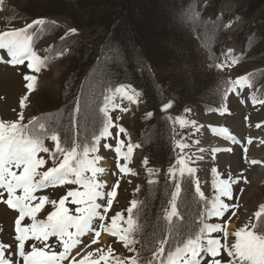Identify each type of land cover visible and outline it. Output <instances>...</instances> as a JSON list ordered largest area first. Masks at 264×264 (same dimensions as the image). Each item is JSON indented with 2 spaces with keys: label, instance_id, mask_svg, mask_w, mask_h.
I'll return each instance as SVG.
<instances>
[{
  "label": "rangeland",
  "instance_id": "rangeland-1",
  "mask_svg": "<svg viewBox=\"0 0 264 264\" xmlns=\"http://www.w3.org/2000/svg\"><path fill=\"white\" fill-rule=\"evenodd\" d=\"M163 1L148 0L147 6L149 8L146 10V15L153 19L161 18L165 13L160 12L161 7L158 8V4ZM119 2L120 0H113L115 7ZM197 3L201 14L209 18L217 28L220 22L216 24L215 20L218 18L224 20V27L218 33L222 53L216 56L219 63L217 65L220 68L214 65L213 58L203 50L196 35L192 32L177 34L171 32L172 28L170 27L164 32L165 39L168 40L166 48L169 55L166 54L167 62L165 68L161 70L160 76L164 85L167 83L166 77H171L174 82L173 87L182 91L187 99L197 103L200 101L196 98L205 92V89L201 91L202 83L209 80L207 90H213L212 87H215V82L220 79L223 78L225 83L229 82L226 94L223 91L216 93L217 98H215L214 103L219 105L216 109H201L192 103L190 104L192 107L185 111L183 120L188 123L183 126L185 128L184 143L188 144L189 147L184 149L183 155L189 158V166L196 169V172L191 173L195 179V186L197 187L199 184L204 196L211 200L206 223L221 222L220 218L210 216L209 212L218 195L217 185L219 181L222 179L230 180L232 198L221 197V199L225 203L238 205L236 209L225 213L228 223L234 222L236 228L226 240L222 233H205L204 235L220 238L223 244L232 245L237 239L234 233L245 225H247V230L257 235H263L255 231L254 225L259 218L256 213L260 212L261 206H264V174L253 172L247 168L246 162L240 166L239 161L243 156L250 157V149L256 146V142L261 153L259 162L264 164V150H262L264 149L262 148L264 146V103H261L264 101V15L261 13L264 6L262 9L257 6V11L250 13V8H246L251 3L250 0H197ZM109 4V0H2L0 3V34L24 29L26 25L37 19L45 21L44 25H33L24 33L32 37L30 42L32 51L37 54L41 61L39 72L27 68V64L30 62L28 59H25L23 64L10 63L12 57L7 49H0V121L6 125L14 122L26 125L27 134L31 138L44 139L45 146L49 147L51 151L49 153H37L38 158L42 157L46 161L44 165L37 168V173H42L52 167L54 160L58 164L63 159V156L59 154L56 157L52 156V152L55 151V144L50 140V136L52 131H58V129L63 131V128L71 129L70 117L75 82L79 77L81 79L83 70L79 65L76 66L82 46L77 39L83 42L85 39L90 40L94 36L99 29L98 23L104 13L103 10ZM165 21V25H172L171 21L167 19ZM73 29H75L74 32ZM26 75L36 77L34 81H31L32 89L27 87L30 82L25 79ZM244 75L249 77L251 87L245 85L233 88L232 81ZM124 86H126L129 95L134 92L139 93L138 102L133 103L132 109L127 108L129 99L120 96L119 87L114 98H108L100 109L101 114H104L105 117L104 109L107 108L108 115L113 118V127L109 129L112 136H101L104 128L99 127L102 117L100 113L91 115L87 119H92L94 128H97L99 133L96 136L87 134L82 142L86 144L79 148L81 150H78V153L79 158L83 159V150L88 148V159L93 160L96 167L104 169L107 166V172L105 174L103 172L97 173L96 177L99 182L105 183L103 189L105 193L110 191L111 187L119 181L118 194L113 198V205L108 213L109 219L105 223L110 224V217L115 212L122 211L124 219L118 223L121 227L126 228L127 216L129 215L127 210L131 207V201L139 185L145 184L158 173L168 172L170 167L158 168L153 165L145 158L142 148L137 142L138 132L142 130L151 117L162 113V111L160 109L151 111L153 113L151 117L147 114L137 116V104L144 100L145 94L133 85L125 84ZM90 106V104L85 106L83 112L85 115L89 113ZM125 108L129 111H122ZM191 121H196L195 126L192 125ZM41 124L44 125L43 129L40 128ZM117 124L125 129V132L119 133V136H117L118 129L115 127ZM239 127H241L244 145L240 144L237 139L231 142L227 141L229 136L239 135ZM219 129H226L227 132L222 134ZM202 132L207 138V143H203L200 135ZM97 136L101 137L98 144L96 142ZM118 140L125 141L122 153L127 151L126 146L129 141L138 145L133 149L130 159H125L122 153L118 154L115 151ZM90 142L91 145H89ZM69 145L71 142L64 147ZM94 145L96 147L95 152L91 151ZM105 145L112 147L108 148ZM224 145H227V149ZM244 148L246 151L243 150ZM228 149L231 150L228 152ZM203 151L205 156L201 155ZM97 156L100 159H95ZM145 159L147 164L144 163ZM70 163L74 164L72 161ZM124 164L132 169L131 173L120 172V166ZM149 168L153 170L151 173L148 172ZM12 170L18 174L21 171V169L16 168ZM88 173H90V169L83 174ZM72 178L69 175L67 180L71 181ZM40 179L39 175L33 177L34 182ZM69 190L84 191L85 189L83 185H61L59 182H49L46 187L37 188L34 196H47L49 201L55 200L57 203L54 206L45 202L44 207L37 212L36 220L47 222L48 215L56 210L59 199L63 198ZM0 193H3V196L0 197V244L5 246L6 258H12L14 264H24L23 258L19 256V246L18 241H16L18 233L16 232L15 221L19 219V210L13 209L3 202L7 198L6 190L0 189ZM22 194V190L17 189V195ZM37 202L39 201L33 200L31 203L34 205ZM65 206L69 208L70 215L77 214L75 213L76 206L71 203V198L66 201ZM232 211H235V216L231 215ZM32 223L31 217L26 216L21 221V226L27 227ZM98 223L99 221L96 219L93 226H97ZM69 231L74 232L75 229L70 228ZM104 234L108 237L100 246L106 250L110 245L118 258L127 259L140 252L141 243L134 233L133 236L138 241L134 245L135 252H129L118 241V238H113L106 230L101 233V236ZM28 235L29 239L25 242L26 251L31 250L32 244L42 246L45 243L48 245L45 250L49 251L50 249L49 254L63 251L59 237H49L45 242L43 240L36 241L31 232ZM81 239L88 241V234ZM204 242L206 243V240ZM77 248L80 249L82 256L87 251H94L96 245H92L88 250L81 246ZM76 250L73 249V253ZM221 255L226 257V252L222 250ZM81 256H76L75 259L78 260ZM61 264H68V262L62 261ZM102 264H115V261L110 259V262H102Z\"/></svg>",
  "mask_w": 264,
  "mask_h": 264
},
{
  "label": "trees",
  "instance_id": "trees-1",
  "mask_svg": "<svg viewBox=\"0 0 264 264\" xmlns=\"http://www.w3.org/2000/svg\"><path fill=\"white\" fill-rule=\"evenodd\" d=\"M250 1L246 7L250 8V13L257 11V6L260 9L264 6V0ZM147 2L148 0H120L115 7L113 0H109L110 4L105 6L98 23L99 29L94 36L83 42L77 39L82 46H79L76 66L79 65L83 70L81 79L79 77L75 82L71 111L73 112L74 106L79 102L81 113L78 114L75 125L71 121V129H58L62 147L70 143L65 142L66 136H72L75 143L82 148L86 144L82 142L87 134L98 135L92 119L87 117L100 113L102 118L99 127H104L105 117L100 112L101 107L108 98L114 96L118 87L131 84L145 94L144 100L137 105V116L146 115L155 109L162 111L151 117L138 132V144L141 145L145 158L153 165L158 168L171 167L179 155L183 154L177 147V141H185V130L180 121L186 109L191 108L192 103L201 109H216L219 106L214 103L216 93L228 92L229 82L225 83L223 78L215 82L213 90H207L210 82L207 80L200 86L201 91L205 89V92L196 98L200 101L197 103L187 99L182 91L176 90L171 77H166L167 83L164 85L160 76L167 62L166 54L169 55L166 48L168 40L164 34L167 28L171 27L170 31L177 34L192 32L203 50L213 58L214 65H219L216 56L222 53V48L218 33L224 27V20H215L216 24L220 22L217 28L198 10L197 0H164L158 4V8L161 7L160 12L165 14L161 18L153 19L146 15L149 8ZM261 13L264 15V9ZM166 19L172 25H165ZM165 103H172L173 107L164 111L162 106ZM88 104L91 106L89 113L85 115L84 108ZM69 147L71 145L64 148ZM83 175L90 177L91 170ZM179 182L181 194L177 199L178 215L171 221L166 219V214L171 211L170 201L175 191V181L169 172L158 173L145 184L139 185L134 193L133 200L137 201V206L131 215L136 222L134 235L141 243L140 264H147L149 260L153 264H161V261L167 264L168 256L174 254L177 248H182L189 239H195L206 224L210 198L204 195L201 197L196 191L192 174L185 173ZM254 229L264 235V213L255 222ZM161 239L167 241L166 251L159 258H153L152 254L159 247Z\"/></svg>",
  "mask_w": 264,
  "mask_h": 264
},
{
  "label": "snow or ice",
  "instance_id": "snow-or-ice-1",
  "mask_svg": "<svg viewBox=\"0 0 264 264\" xmlns=\"http://www.w3.org/2000/svg\"><path fill=\"white\" fill-rule=\"evenodd\" d=\"M2 3V0H0ZM43 19L34 20L31 24L26 25L24 29H18L0 34V49H7L11 55L12 64H23L25 59L30 62L27 64L28 69H35L40 71V58L32 51L30 35H25L28 29H31L33 25H44ZM73 32L75 29L72 30ZM25 79L29 81L27 87L33 88L31 81L36 79L33 75H26ZM233 88L236 86L243 87L249 84V77L247 75L240 76L232 81ZM118 91H121L128 97L129 100L138 102L139 93L128 94L126 86L121 85ZM27 99V97H25ZM23 103V102H22ZM261 103H264L262 101ZM173 107L172 103H165L162 106L164 111ZM105 111V122L103 132L101 136H112V132L109 131L113 127V118L108 115L107 108ZM122 111L127 112L129 109L125 108ZM226 111V109H225ZM81 113V107L79 102L76 103L71 121L73 125L76 123L78 114ZM149 117L153 115L152 112L147 113ZM23 117L21 116V119ZM181 125L184 126L188 122L181 120ZM195 126L196 121H191ZM259 126V125H257ZM119 133L125 132V129L119 124L115 125ZM40 128H44L41 124ZM71 131V130H70ZM223 134L227 132L226 129H219ZM100 136L96 137L97 144L100 141ZM235 141V137H230ZM50 140L55 144V151L52 152V156L56 157L58 154L63 156V159L58 164L53 161V166L48 168L42 173H37V168L46 163L45 159L38 158L37 153H49L51 150L45 146L44 139H33L27 134V126L19 123L5 124L0 121V189L6 190L7 198L3 201L9 207L19 210V219L16 223V241H18V253L23 258L24 264H61L62 261H67L68 264H102V262L115 261V264H140L139 253L136 256L117 257L115 250L109 245L105 250L100 245L102 241L99 240L101 233L105 230L111 234L113 238H118V241L128 249L129 252H135L134 245L138 243L135 240L133 233L136 230V222L131 215L132 210L136 208L137 201L134 199L131 201V207L128 208L129 215L127 216V227H121L118 222L123 221L124 213L122 211L115 212L110 217V224H106L105 221L109 219L108 213L111 211L113 205V198L117 196V189L119 187V181L111 187V190L105 193L103 190L105 187L104 182L97 180V173L105 171L103 168L96 167L94 161L88 159L89 149L84 148L83 159L79 158L78 148L79 144H76L72 136H66L65 142H71V147L62 148L60 146L61 136L58 131H52ZM250 142V141H249ZM197 143H199L197 141ZM130 141L127 143V151L122 153V149L125 147L124 140H118L115 151L123 154L125 159H130L133 154V149L137 147ZM105 147L111 148V145H105ZM177 147L180 152L183 153L184 149L189 147L188 144L181 141H177ZM231 149H229L230 151ZM95 152V145L91 149ZM246 151V149H245ZM95 159H100L99 156ZM70 161L74 162L70 163ZM256 163V161H252ZM147 164V160L144 161ZM75 165V166H74ZM21 169L20 173L13 171L12 169ZM91 170V176L85 177L83 173L87 170ZM153 170L148 169L151 173ZM121 173H131L132 169L127 164L120 166ZM169 175L175 181V191L172 193V199L170 201L171 211L167 212L166 219L171 221L177 213V199L181 194L180 179L184 177L185 173H194L196 169L189 166V158L181 154L176 160V163L168 169ZM39 175L41 179L37 182L33 181V177ZM71 175L73 178L71 181L67 180V177ZM49 182H59L61 185L76 184L83 185L84 191L69 190L67 194L59 199L58 207L55 211H52L48 217L47 222L37 221L36 214L43 207L44 203L48 202L56 205L55 200L49 201L47 196H34L37 188L46 187ZM218 195L212 203L211 211L209 215L212 217L220 218L221 222L218 223H206L201 228L200 234L195 239H189L187 244L182 248H177L174 254H170L167 259V264H264V235H257L252 231L247 230V225L241 227L234 233L237 238L232 245L223 244L220 238L206 237L205 233H222L226 240L229 233L227 230L228 220L225 218V213L229 210H234L238 207L235 203H225L221 197L232 198V189L229 179H222L218 185ZM17 189L22 190V195H17ZM138 190V189H137ZM196 191L203 197L199 184H197ZM3 193H0V197ZM105 199H100V198ZM71 198V203L75 205L76 215L69 214V208L65 206L66 201ZM33 200L39 202L34 205L31 203ZM82 205H84L82 207ZM264 213V206H261L260 212L256 215L260 216ZM232 216H235V211L231 212ZM26 216H30L33 223L27 227L21 226V221ZM99 221L97 226H93V220ZM70 228H74L75 231H69ZM29 232L36 241H47L49 237H59V242L63 247V251L59 253L49 254V251L45 249L48 247L47 243L42 246L32 244L31 250H25V242L29 239ZM86 234L89 236V240L85 241L81 238ZM206 240V243L204 242ZM166 240L161 239L159 241V247L153 252V258H159L162 256L166 249ZM96 245L94 251H87L81 256L80 249L77 246L84 248ZM73 249H77L73 253ZM10 250V246H9ZM226 252V257L221 255V251ZM5 246L0 244V264H14L12 258H6ZM76 256H81L80 259H75ZM147 264H153L152 260L147 261ZM163 264V261H161Z\"/></svg>",
  "mask_w": 264,
  "mask_h": 264
},
{
  "label": "bare ground",
  "instance_id": "bare-ground-1",
  "mask_svg": "<svg viewBox=\"0 0 264 264\" xmlns=\"http://www.w3.org/2000/svg\"><path fill=\"white\" fill-rule=\"evenodd\" d=\"M120 96L121 97H123L124 99H126L127 98V96H125L122 92L120 93ZM109 103H110V101H109ZM112 103V102H111ZM133 103H134V101H129L128 100V105H127V108H129V109H132V106H133ZM241 127H239V131H238V133H239V135L238 134H236L235 135V137H236V139L240 142V144H243L244 145V143H242V137H241ZM259 132V131H258ZM201 138L203 139V143H207V138H206V136H205V134L202 132L201 134ZM259 136V135H258ZM261 136H263V135H261ZM230 137H233V136H229L228 137V139H227V141L228 142H231V141H233ZM264 137V136H263ZM263 137H261V138H263ZM253 138H255V137H253ZM261 140H263V139H261ZM251 142H253V141H251ZM263 142V141H262ZM227 143V142H226ZM246 143V142H245ZM257 143H259V142H257ZM261 143V142H260ZM264 143V142H263ZM227 145H229V144H227ZM227 145H224V146H226L225 148L227 149ZM249 145V144H248ZM247 145V146H248ZM255 147H253V148H251L250 149V147H251V145H250V147H249V149H250V152H249V155H250V157L249 158H247L246 156L244 157H242L241 158V160L239 161V164H240V166L243 164V163H245L246 162V164H247V168H249V169H251V170H253V172H255V173H257V174H264V164L260 161L259 162V156L261 155V153H260V151H259V145H257L256 144V142H255ZM222 146V145H221ZM246 146V145H245ZM252 146H253V144H252ZM260 146H262V145H260ZM218 147V146H217ZM222 148V147H221ZM262 148H264V146L262 147ZM243 150H245V148L243 149ZM260 150H261V148H260ZM262 150H264V149H262ZM222 151V150H221ZM224 152V151H223ZM228 152H229V149H228ZM221 154V153H220ZM228 154V153H227ZM201 155L202 156H205V152L203 151L202 153H201ZM224 155V154H223ZM230 155V154H229ZM229 155H228V157H229ZM248 155V156H249ZM226 157V156H225ZM252 161H256V163H253ZM256 165V166H255ZM258 165V166H257ZM107 167V166H106ZM106 167H104V170L105 171H103V174H105L106 172H107V170H106ZM246 168V167H245ZM243 169V168H242ZM96 222V219H94L93 220V224ZM236 228V224L234 223V222H229L228 223V226H227V230H228V233H229V235L231 234V233H233L234 232V229ZM107 235L106 234H104L103 236H101V238H99V240L100 241H102V243L107 239ZM78 247V246H77ZM90 247H87V248H85V250H88Z\"/></svg>",
  "mask_w": 264,
  "mask_h": 264
}]
</instances>
